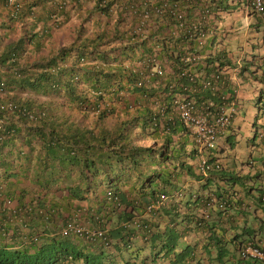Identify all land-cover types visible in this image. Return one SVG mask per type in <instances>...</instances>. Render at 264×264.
I'll return each instance as SVG.
<instances>
[{
    "label": "trees",
    "instance_id": "trees-1",
    "mask_svg": "<svg viewBox=\"0 0 264 264\" xmlns=\"http://www.w3.org/2000/svg\"><path fill=\"white\" fill-rule=\"evenodd\" d=\"M113 1L0 0V264H84L85 248L101 243L97 230L114 221L119 228L143 210L146 197L175 188L182 156L195 157L177 119L158 114L152 124L148 103L123 95L153 92L135 83L152 66L133 53L147 50L132 36L147 5L138 0L129 25L116 14L103 26L95 16L109 15ZM87 4L90 11L64 32L45 28ZM165 28L157 25L155 33ZM9 32L15 33L5 40ZM172 35L161 41L168 60L177 46ZM50 37L57 46L39 56ZM145 137L154 145L140 144Z\"/></svg>",
    "mask_w": 264,
    "mask_h": 264
},
{
    "label": "clouds",
    "instance_id": "clouds-1",
    "mask_svg": "<svg viewBox=\"0 0 264 264\" xmlns=\"http://www.w3.org/2000/svg\"><path fill=\"white\" fill-rule=\"evenodd\" d=\"M143 1L147 7L132 36L142 39L147 50L144 53L136 47L133 53L137 60L147 56L152 66L147 73H138L135 83L150 86L153 92L122 93L125 98H142L148 103L152 124L158 114L177 119L196 148L195 157L182 156L183 167L171 179L178 177L175 188L161 192L158 198L146 197L143 210L121 219L119 228L113 229L114 221L97 230L101 243L85 248L84 264H222L214 263L217 255L208 247L223 244L236 250L240 260L264 264V183L254 184V178L264 177V119L258 125L251 123L257 140L246 144L259 154L257 169L252 168L251 152L243 159L235 150L237 139L231 141L239 133L235 121L240 98H245L243 83L249 78L264 83V0ZM137 5L138 0H114L109 15L95 18L110 26L116 21L111 16L117 14L126 26ZM91 6L87 4L77 16L86 15ZM228 16L235 23H229ZM241 17L245 19L242 23ZM65 20L55 16L45 28L54 30ZM160 24L166 28L155 33ZM180 28L185 31L179 32ZM166 34L177 37L169 60L162 56L161 41ZM165 44L172 46V41ZM44 52L42 49L40 54ZM217 70L220 75L213 80ZM219 83L224 87H212ZM263 94L264 89L258 88L256 100ZM138 104L133 105L136 113L142 110ZM258 111L264 114L263 103L255 113ZM116 117L114 112L106 122L112 124ZM139 143L154 145V140L145 137ZM190 165L193 173L186 168ZM106 196L112 200L108 190ZM7 205L11 207L12 201ZM163 245L167 249L161 251ZM169 247L177 249L168 251Z\"/></svg>",
    "mask_w": 264,
    "mask_h": 264
},
{
    "label": "rangeland",
    "instance_id": "rangeland-1",
    "mask_svg": "<svg viewBox=\"0 0 264 264\" xmlns=\"http://www.w3.org/2000/svg\"><path fill=\"white\" fill-rule=\"evenodd\" d=\"M16 30V29H15ZM17 31V30H16ZM15 32H9L7 35L6 39L13 36ZM236 38L234 37L230 43L232 45L235 43ZM258 88L264 89V83L261 80L258 79H253L249 78L245 83H243V92L245 93V98H240V109L239 113L237 115L236 124H239V133L234 134L231 137V141L236 140L235 144V150L238 152L240 156L245 159L248 156V153L251 152V156L253 157V166L252 168L257 169L258 166V159H259V154L256 152L255 149L246 147V144L252 141H256L255 135L253 136L252 132V127L251 123L255 122L257 125L259 123H262V120L264 119V114L260 113L258 111L255 113L257 106H260L261 103L264 105V94L262 96V99L256 100V95ZM251 172V171H250ZM254 184L262 185L264 183V177L261 175L260 177L254 178ZM261 219L264 220V215L261 216ZM173 235V233H171ZM179 245L183 244V241L178 242ZM211 250V253L217 255V258H214L216 261L214 263H217V261H220L222 264H240L241 261H247L250 264H262L258 260H251V259H245V260H240L238 259L237 252L234 250L230 245H226L224 247L223 245L219 246H213V247H208ZM167 249L166 245H163L161 248V251H164ZM177 249V248H176ZM173 247H169L168 251H176ZM99 261L97 260L96 263ZM163 264L166 263V261L162 262Z\"/></svg>",
    "mask_w": 264,
    "mask_h": 264
},
{
    "label": "crops",
    "instance_id": "crops-1",
    "mask_svg": "<svg viewBox=\"0 0 264 264\" xmlns=\"http://www.w3.org/2000/svg\"><path fill=\"white\" fill-rule=\"evenodd\" d=\"M227 18H228V20H229V23H235V20H233L232 18H230V16H228ZM236 20H237V18H236ZM237 21H238V20H237ZM244 21H245V19H244L243 17H241V23L244 22ZM34 22H36L38 26H44V24L41 22V20H34ZM77 22H78V16H77V14L72 15V16H70L69 19H67V20L64 21V23L59 27L58 30L62 33V32H64L65 28L69 26V24H70V26H71V25H73V24H75V23H77ZM91 28H92V26H91V24H89V25H88L87 32H89V31L91 30ZM52 31H56V30H51V31H49V32H52ZM55 33H56V32H52V34H55ZM50 38H51V39H50V41L48 42V44L43 48V49H46L45 52H44L43 54H40L39 56H42V55H46V54H47L49 48H51V47H47V46H54V45H57V44H56V41H55V38H54V37H50ZM45 39H46V37H45ZM61 41H62V40H61ZM46 47H47V48H46ZM27 50H28V49H27ZM27 50H26V51H27ZM40 97L45 98V96H40Z\"/></svg>",
    "mask_w": 264,
    "mask_h": 264
}]
</instances>
